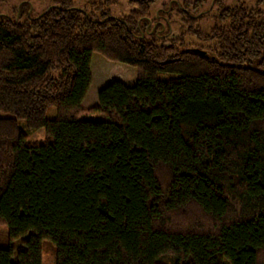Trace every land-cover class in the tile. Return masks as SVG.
<instances>
[{
	"label": "trees",
	"instance_id": "trees-1",
	"mask_svg": "<svg viewBox=\"0 0 264 264\" xmlns=\"http://www.w3.org/2000/svg\"><path fill=\"white\" fill-rule=\"evenodd\" d=\"M127 1L120 18L74 0L0 14V225L22 242L0 264H42L44 240L55 264H264V0L208 34L183 15L207 45L180 47L148 36L157 0ZM93 53L137 73L84 109Z\"/></svg>",
	"mask_w": 264,
	"mask_h": 264
},
{
	"label": "rangeland",
	"instance_id": "rangeland-1",
	"mask_svg": "<svg viewBox=\"0 0 264 264\" xmlns=\"http://www.w3.org/2000/svg\"><path fill=\"white\" fill-rule=\"evenodd\" d=\"M21 1L23 0H0V14L12 18L16 17L17 9ZM255 1L256 0H223L222 3H218L216 0H201L196 6V0H157L151 6L150 16L153 18L162 9H164L165 12H161V17H157L156 23L152 26L151 30L155 28L157 32H150L147 34L157 40H163L165 45L173 43L176 47H180L182 45L192 43L205 46L207 45V42L185 32L186 27L183 25L181 20L183 15L190 14L191 16H195L197 18L195 25L196 28H198L203 34H208L215 24L216 16L221 8L230 5L253 6ZM48 5L49 0H30L31 16L41 13V11ZM166 5L167 8L165 9ZM73 7L81 12L89 13L95 18H99L101 16V8L99 7H103L111 16L120 18L133 10L135 5L127 0H111L106 4H103V0H74ZM259 8L264 10V5ZM164 31L167 33L161 36ZM98 56L107 59L99 53H93L92 59L96 61V57ZM106 61L109 63L105 65L106 67H103L102 74L99 73L94 64L92 66V83L82 104L84 109H88L97 103V91L103 85L107 84L111 80L121 78L127 82L132 81L136 76V68L130 65L120 62L119 64L117 61L109 59ZM174 75V73L170 72L157 73V77L162 80H167ZM4 115L5 113L0 110V116ZM46 115L48 118L55 117V108H49ZM92 118L102 119L101 116H94ZM44 134L43 128L34 130L27 138L26 143L29 145L41 144L45 136ZM9 245H15V249H18L21 247L22 242L20 240L9 241L6 227L4 225H0V247L5 248ZM165 260L169 261V256L166 257ZM42 264H55L54 246L49 240H44L42 244Z\"/></svg>",
	"mask_w": 264,
	"mask_h": 264
},
{
	"label": "crops",
	"instance_id": "crops-1",
	"mask_svg": "<svg viewBox=\"0 0 264 264\" xmlns=\"http://www.w3.org/2000/svg\"><path fill=\"white\" fill-rule=\"evenodd\" d=\"M106 60L107 59H104L103 57L101 58L100 56L96 57V61L91 58V63H90L91 77H93V67H92L93 64L96 66V69L99 71V73L102 74L103 67H106L105 65L109 63ZM117 63H119V62H117ZM135 79H136V76L133 78L132 81H128V82L123 80L122 78L121 79H117V80H120L121 82L126 83V84H133ZM82 104H83V102H82Z\"/></svg>",
	"mask_w": 264,
	"mask_h": 264
}]
</instances>
